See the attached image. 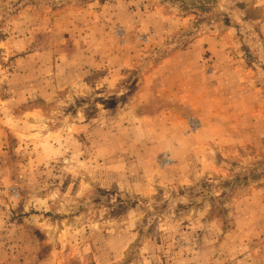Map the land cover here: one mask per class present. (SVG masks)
Returning a JSON list of instances; mask_svg holds the SVG:
<instances>
[{
  "label": "rangeland",
  "instance_id": "1",
  "mask_svg": "<svg viewBox=\"0 0 264 264\" xmlns=\"http://www.w3.org/2000/svg\"><path fill=\"white\" fill-rule=\"evenodd\" d=\"M2 228L15 264L263 255L264 0H0Z\"/></svg>",
  "mask_w": 264,
  "mask_h": 264
},
{
  "label": "crops",
  "instance_id": "2",
  "mask_svg": "<svg viewBox=\"0 0 264 264\" xmlns=\"http://www.w3.org/2000/svg\"><path fill=\"white\" fill-rule=\"evenodd\" d=\"M6 230L9 231L8 229H3V230H0V232L6 231ZM0 241H1L0 246L3 247V249L0 250V252H2V256L0 257V264H15V261L17 258L21 260L23 259L22 256L20 257V254L23 253L22 250H20L21 252L12 251L13 246H10L8 243H5L6 241H4V239H1ZM257 246H259V250L261 253V251L264 248V238L260 240ZM248 260L247 261L244 260L245 263L243 262V264H264V254L259 255V256L257 255L255 257L254 256L248 257ZM33 261H34L33 264H66L67 259L65 258V255L63 254L59 258H57L56 256L49 255L47 257H42L39 259L33 256ZM20 264H24V263L21 262Z\"/></svg>",
  "mask_w": 264,
  "mask_h": 264
}]
</instances>
